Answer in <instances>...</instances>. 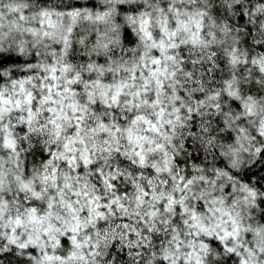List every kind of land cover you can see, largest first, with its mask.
<instances>
[{
	"label": "clouds",
	"instance_id": "obj_1",
	"mask_svg": "<svg viewBox=\"0 0 264 264\" xmlns=\"http://www.w3.org/2000/svg\"><path fill=\"white\" fill-rule=\"evenodd\" d=\"M0 264H264V0H0Z\"/></svg>",
	"mask_w": 264,
	"mask_h": 264
}]
</instances>
